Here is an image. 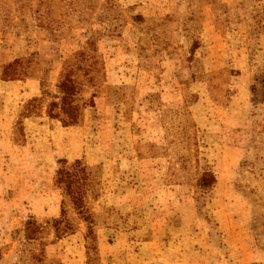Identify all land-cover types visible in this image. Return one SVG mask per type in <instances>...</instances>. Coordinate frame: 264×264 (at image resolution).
Wrapping results in <instances>:
<instances>
[{
  "label": "rangeland",
  "instance_id": "1",
  "mask_svg": "<svg viewBox=\"0 0 264 264\" xmlns=\"http://www.w3.org/2000/svg\"><path fill=\"white\" fill-rule=\"evenodd\" d=\"M88 42L93 105L63 127L45 106ZM15 59L26 76L0 80V264H264V0H0V70ZM60 160L92 176V239L54 184Z\"/></svg>",
  "mask_w": 264,
  "mask_h": 264
},
{
  "label": "trees",
  "instance_id": "2",
  "mask_svg": "<svg viewBox=\"0 0 264 264\" xmlns=\"http://www.w3.org/2000/svg\"><path fill=\"white\" fill-rule=\"evenodd\" d=\"M95 53V45L88 42L86 49L77 52L72 59L64 63L56 84V94L50 96V100L46 103V116L51 120L58 121L63 127L78 125L83 117L84 108L93 105L92 100L83 101L82 99L84 85L80 78L83 77L88 83H93L94 75L103 68ZM20 64L21 60L15 59L2 66L0 80L14 81L24 78L26 73L20 69ZM40 101L41 98H33L28 101L22 116L28 117L34 113L38 109ZM214 183L215 177L210 171L203 172L197 181L198 187L203 191L209 190ZM54 184L62 190L72 208L86 223L87 237L92 239L93 218L88 208V198L93 194L94 182L86 164L82 160H74L71 163L66 160L58 161ZM53 228L56 238L71 230L63 209L60 218L53 220ZM23 232L25 247H28L27 260L40 261L45 246L41 237L43 227L30 217L24 223ZM31 247L38 249L39 253H35Z\"/></svg>",
  "mask_w": 264,
  "mask_h": 264
}]
</instances>
